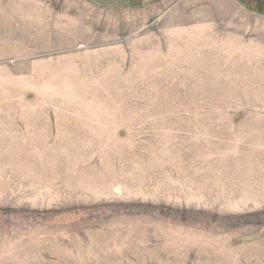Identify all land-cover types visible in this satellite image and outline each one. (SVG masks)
<instances>
[{
	"label": "rangeland",
	"instance_id": "obj_1",
	"mask_svg": "<svg viewBox=\"0 0 264 264\" xmlns=\"http://www.w3.org/2000/svg\"><path fill=\"white\" fill-rule=\"evenodd\" d=\"M116 1L0 0V264H264V0Z\"/></svg>",
	"mask_w": 264,
	"mask_h": 264
},
{
	"label": "crops",
	"instance_id": "obj_2",
	"mask_svg": "<svg viewBox=\"0 0 264 264\" xmlns=\"http://www.w3.org/2000/svg\"><path fill=\"white\" fill-rule=\"evenodd\" d=\"M95 4H116L119 1L116 0H91ZM123 2V1H120Z\"/></svg>",
	"mask_w": 264,
	"mask_h": 264
}]
</instances>
